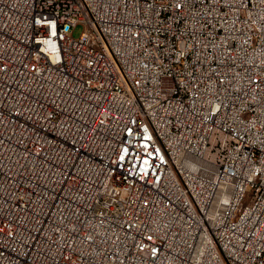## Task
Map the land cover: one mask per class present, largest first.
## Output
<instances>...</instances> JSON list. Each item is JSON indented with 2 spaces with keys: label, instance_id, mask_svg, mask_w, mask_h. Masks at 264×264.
<instances>
[{
  "label": "built area",
  "instance_id": "obj_1",
  "mask_svg": "<svg viewBox=\"0 0 264 264\" xmlns=\"http://www.w3.org/2000/svg\"><path fill=\"white\" fill-rule=\"evenodd\" d=\"M0 264H264V0H0Z\"/></svg>",
  "mask_w": 264,
  "mask_h": 264
},
{
  "label": "rangeland",
  "instance_id": "obj_2",
  "mask_svg": "<svg viewBox=\"0 0 264 264\" xmlns=\"http://www.w3.org/2000/svg\"><path fill=\"white\" fill-rule=\"evenodd\" d=\"M82 29H83L82 25H77L76 27H74V29L72 30V36L77 38L82 32Z\"/></svg>",
  "mask_w": 264,
  "mask_h": 264
}]
</instances>
